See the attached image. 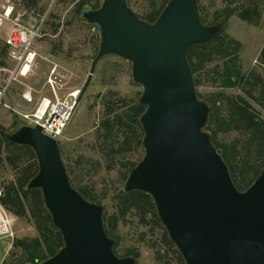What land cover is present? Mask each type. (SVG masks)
I'll return each mask as SVG.
<instances>
[{"label":"water","instance_id":"water-1","mask_svg":"<svg viewBox=\"0 0 264 264\" xmlns=\"http://www.w3.org/2000/svg\"><path fill=\"white\" fill-rule=\"evenodd\" d=\"M79 20L95 28L99 45L77 103L99 60L116 56L131 64L140 85L139 122L144 155L123 191L151 196L158 218L185 264H264V166L244 191L205 128L209 105L196 94L187 61L190 46L210 43L223 23L203 25L197 0H169L152 24L126 0H102L84 8ZM4 145L26 146L38 172L24 190H39L63 246L40 264H135L113 251L102 221L103 207L84 198L69 181L59 144L41 128L0 130Z\"/></svg>","mask_w":264,"mask_h":264},{"label":"rangeland","instance_id":"rangeland-1","mask_svg":"<svg viewBox=\"0 0 264 264\" xmlns=\"http://www.w3.org/2000/svg\"><path fill=\"white\" fill-rule=\"evenodd\" d=\"M34 1V0H33ZM38 4L32 8L36 14L49 11V17L45 26V36L39 42L38 54L34 74L25 82L35 88H40L49 71L55 70L58 78L56 95L61 100L70 99L72 92H78L83 88L94 57L98 51L99 35L95 28L79 20L77 12L78 4L83 0H35ZM87 5H95L100 0H87ZM164 0H126L128 7L138 16L144 17L153 7H158ZM202 14L207 21L212 22L217 12H221L226 4L222 0H197ZM255 3L261 13L259 25L251 26L241 21L236 15L228 19L220 18L215 23L222 22L221 32L241 43L239 53V66L241 72L246 75L249 84L229 89H221L217 83L211 80L212 70L220 67L222 62L215 61L206 64L204 69L196 73L199 86L196 92L202 101L208 103L214 94L223 93L228 97L241 95L245 97V90L252 89V94L257 95L260 87H254V76L259 75L264 82V0H239L240 5ZM85 6L86 8L88 6ZM33 24V20H31ZM20 87V86H19ZM142 94L140 85L132 81L131 64L116 56H109L98 61L91 81L77 103L73 116L58 141L63 149L65 162L72 167L73 176L81 181L87 193L93 196L99 205L103 207L107 217L117 214L116 197L123 188V175L126 169L116 165L110 169L107 167L110 160L119 161V157L110 153L111 148L117 150L123 141V137L117 128H114L113 136L104 141L100 124L108 118L106 116L105 102L113 103L116 112L122 110V106H130L137 102ZM38 97L40 95H37ZM54 98V94H49ZM19 94H12L10 103L18 106ZM217 104L216 115L224 117L227 114L226 103L222 100ZM249 103L261 118L264 119V110L252 99ZM127 107H124V109ZM110 117V116H109ZM0 127L6 132L13 131L17 123L8 111L0 110ZM211 127L216 130V123ZM220 143H229L240 138L236 131L217 133ZM9 155L4 147L1 150L3 159L0 164V187L15 181L18 169L26 163V158L18 163V169L13 170L5 161ZM144 155L143 147H133L124 154L130 163H139ZM13 230L17 239L34 238L38 234L31 221L13 216ZM118 237L117 255L122 258L126 251L135 259V264H182L178 257L168 247L164 239L163 231L156 228L146 217V223H141L135 212L129 213L124 219H119L116 225ZM10 240L0 243V257H4ZM18 249H13L6 257L4 264L12 260L10 255H19Z\"/></svg>","mask_w":264,"mask_h":264},{"label":"trees","instance_id":"trees-1","mask_svg":"<svg viewBox=\"0 0 264 264\" xmlns=\"http://www.w3.org/2000/svg\"><path fill=\"white\" fill-rule=\"evenodd\" d=\"M168 1L164 0L160 6L153 7L146 16L139 18L147 23H154ZM88 2L87 0L81 1L78 4L77 12H81V10L86 8L85 6ZM222 2L226 4V7L221 12L216 13L212 22L207 21L206 15L202 14V9L198 6L199 18L203 25H213L217 19H228L232 15H236L241 21L251 26L257 27L259 25L261 13L255 3L240 5L239 0H222ZM101 3L102 0L96 2L95 5H87V8L98 9ZM23 4L26 10L32 11V8L38 2L35 0H23ZM240 51L241 43L222 32L210 43L190 46L187 50V61L193 76L195 90L199 86L196 73L204 69L206 64H212L215 61L222 62L221 68L215 67L212 70L214 78L211 80L213 83L218 81L219 88L229 89L249 84L248 78L241 72L239 66ZM262 53L264 60V49ZM254 79L253 86L260 87V92L257 95L252 94V89L245 90V97L241 95L228 97L223 93L214 94L207 103L209 105V115L207 124L203 129L210 135L214 147L221 151V157L228 168L232 182L239 191L246 190L259 176L264 166V119L249 103V99H252L264 110V82L258 74L254 76ZM197 96L201 100L198 94ZM220 100L226 103L227 114L224 117L216 115L217 104L221 102ZM105 107L108 118L100 124L104 141L112 138L114 128H117L123 137V141L117 150L112 148L110 150V153L120 158L119 161L114 162L112 159L108 162L107 167L112 169L119 165L125 168L126 173L122 178L125 181L131 170L138 164L127 161L124 154L133 147H142L144 133L139 119L145 107L139 105L138 101H133L130 106H122V110L119 112H116L113 108V103L110 101L105 102ZM124 107L127 108L124 109ZM213 123H216V130L211 127ZM0 130L4 131L5 129L0 127ZM228 131L238 132L240 138L229 143H220L217 140V133ZM3 147L6 151H9L5 161L13 170L18 169V163L22 158H26V163L18 169L14 182L2 186L3 196L1 202L12 215L25 219L27 222L31 221L38 234L34 238L26 237L14 240L13 249H18L20 252L18 256L13 253L10 255L12 260L9 264H40L55 255L63 246L62 236L52 226L51 215L44 206L41 192L39 190H24L27 183L38 172V164L34 153L26 146L4 145L0 140V164L3 161L1 157ZM59 152L71 186L84 198L96 203L97 200L87 193L81 181L77 178H72V167L65 162L63 149L60 145ZM116 200V215L107 217L105 212H102L104 231L106 236L114 241L113 251L116 255L118 246L116 240L118 239L116 235L117 222L119 219H124L129 213L135 212L141 223H146V217H149L150 222L163 231L166 244L182 264H185L158 218L155 204L150 195L138 191L126 193L122 188ZM128 255L126 251L122 258L131 257Z\"/></svg>","mask_w":264,"mask_h":264},{"label":"built area","instance_id":"built-area-1","mask_svg":"<svg viewBox=\"0 0 264 264\" xmlns=\"http://www.w3.org/2000/svg\"><path fill=\"white\" fill-rule=\"evenodd\" d=\"M48 17L49 11L36 14L26 10L23 0H0V110L10 112L17 127L21 124L38 126L44 135L58 142L73 116L78 92H72L70 99H59L56 95L58 78L52 67L39 89L25 82L34 74L38 46L45 36ZM12 94H19V107L10 103ZM49 94H54L53 100ZM2 196L1 186L0 243L8 239L10 244L5 256L0 257V264L5 263L17 239L13 230L14 215L2 204Z\"/></svg>","mask_w":264,"mask_h":264}]
</instances>
